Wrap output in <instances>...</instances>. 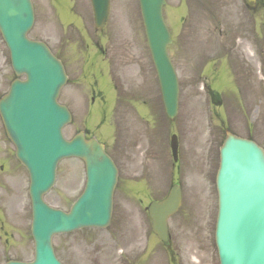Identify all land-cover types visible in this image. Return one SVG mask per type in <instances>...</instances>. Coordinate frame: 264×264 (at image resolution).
Listing matches in <instances>:
<instances>
[{
    "label": "rangeland",
    "instance_id": "374dc122",
    "mask_svg": "<svg viewBox=\"0 0 264 264\" xmlns=\"http://www.w3.org/2000/svg\"><path fill=\"white\" fill-rule=\"evenodd\" d=\"M33 3L35 24L29 36L45 41L61 55L70 75V84L59 98L73 112L65 136L70 139L84 129L100 136L120 168L110 225L56 236L58 257L64 264H219L214 241L215 176L225 131L264 147L263 12L246 13L242 0H167L164 15L173 38L169 53L180 83L179 111L170 120L149 49L145 66L141 63L146 39L138 0H111L103 32L95 29L89 0ZM95 41L105 47L110 43L118 53L111 64L120 70V85L111 80L107 59L95 60ZM7 51L0 34V94L12 76L10 64L5 66ZM101 66L104 72L98 70ZM79 68H84L83 74ZM95 87H101L105 97L111 94L105 104L92 102ZM119 95L122 111L95 126V109L100 104L110 107ZM172 133L179 138L178 165H173L169 148ZM14 151L0 121V236L9 241L10 256L32 259L28 172L16 161ZM57 175L46 200L69 210L84 188V163L63 160ZM176 183L182 186L183 203L170 220L169 253L155 236L147 240L137 223L147 216L145 206L162 199ZM20 201L26 203L23 210Z\"/></svg>",
    "mask_w": 264,
    "mask_h": 264
},
{
    "label": "water",
    "instance_id": "95a60500",
    "mask_svg": "<svg viewBox=\"0 0 264 264\" xmlns=\"http://www.w3.org/2000/svg\"><path fill=\"white\" fill-rule=\"evenodd\" d=\"M165 2L141 0V8L166 111L174 118L179 85L167 53L172 40L163 18ZM93 3L97 23L102 26L108 0ZM33 24L31 0H0V30L10 49L12 67L17 76H26L25 80L16 79L10 92L0 100V114L7 135L16 146L17 158L31 176L36 256L34 262L26 264H60L52 246L53 235L109 224L118 169L95 138L87 140L83 132L71 140L63 136L62 129L72 121V115L57 98L67 75L45 43L27 36ZM172 139L177 158V137ZM254 154L259 159L248 163ZM69 157L84 160L87 186L70 211L64 212L50 207L44 195L55 184L58 163ZM217 188L216 242L221 264H264V151L253 141L227 133ZM180 204L181 189L175 186L167 199L149 207L154 231L164 241L168 239L167 219Z\"/></svg>",
    "mask_w": 264,
    "mask_h": 264
},
{
    "label": "flooded vegetation",
    "instance_id": "af4514ba",
    "mask_svg": "<svg viewBox=\"0 0 264 264\" xmlns=\"http://www.w3.org/2000/svg\"><path fill=\"white\" fill-rule=\"evenodd\" d=\"M264 10V0H255V3L252 7V12L253 13H259L260 11H263ZM264 12V11H263ZM93 46L95 47V60L97 57H100L102 59V61H105V59H107L108 61V68H109V72L108 73H113L115 74L116 71L120 72V70L116 67L115 63H114V66L111 64V62H114L116 57H117V54L115 52V49L113 47H111V44L109 43V46L108 47H105V46H101V44H99L98 42H94L93 43ZM82 52L87 55V51L86 49L84 50V47L82 48ZM82 53V54H83ZM144 59L145 61H141L142 64H144L145 66V63H146V56H145V50H144ZM123 55H124V58H125V53L123 52ZM60 59L64 62V59L62 58L61 55H59ZM65 63V62H64ZM110 63V64H109ZM98 70H103L104 71V67H99ZM77 71L80 73V74H83L84 73V68H79L77 69ZM93 74H95V77H97V74L94 72ZM69 78H70V75H69ZM94 97H92V102L95 103L96 102V99L97 97H101V93H99V91H97L95 89V92H93ZM63 102V101H62ZM121 100H118L116 106L114 107L115 110L117 111H120L121 109ZM109 107H104L102 110H108ZM13 175L14 174H10V178H13ZM1 211V209H0Z\"/></svg>",
    "mask_w": 264,
    "mask_h": 264
},
{
    "label": "bare ground",
    "instance_id": "6f19581e",
    "mask_svg": "<svg viewBox=\"0 0 264 264\" xmlns=\"http://www.w3.org/2000/svg\"><path fill=\"white\" fill-rule=\"evenodd\" d=\"M250 50H251L250 48H247V47H246V52H248L249 55L251 56ZM254 56H255V55H254ZM251 58H252V57H251ZM253 60H255L254 57H253Z\"/></svg>",
    "mask_w": 264,
    "mask_h": 264
}]
</instances>
